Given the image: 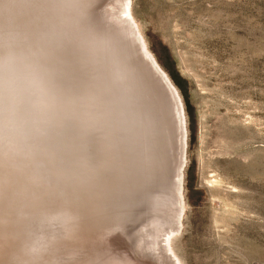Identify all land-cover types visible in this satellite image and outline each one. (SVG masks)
<instances>
[{
	"label": "rangeland",
	"instance_id": "obj_1",
	"mask_svg": "<svg viewBox=\"0 0 264 264\" xmlns=\"http://www.w3.org/2000/svg\"><path fill=\"white\" fill-rule=\"evenodd\" d=\"M45 1L58 13L50 27L42 25L49 50L37 87L57 95L55 114L36 127L31 113L11 130L13 115L0 107V264H264V0H130L131 16L186 119L184 212L165 252L153 250L149 223L152 195L169 187L171 171L154 176L150 166H136L131 133L129 144L118 112L108 121L110 101L87 82L96 63L73 31L85 22L88 35L99 33L111 0H97L92 11ZM13 13L0 23L2 71H12L6 60L11 64L20 51L17 37L5 32L21 27ZM18 100L28 109L24 97ZM109 146L125 157L119 150L111 157ZM129 191L132 200L125 198Z\"/></svg>",
	"mask_w": 264,
	"mask_h": 264
},
{
	"label": "bare ground",
	"instance_id": "obj_2",
	"mask_svg": "<svg viewBox=\"0 0 264 264\" xmlns=\"http://www.w3.org/2000/svg\"><path fill=\"white\" fill-rule=\"evenodd\" d=\"M96 1L67 0L71 5L73 3L82 5V8L88 9V11L94 10L92 6ZM49 4L45 0H0V23L8 22L12 18L11 14L13 12L15 13V19L21 23V27L19 26L20 29H8L5 31L7 33V39L15 36L17 37L16 42L20 45L18 46L20 51H17L15 56H13L14 58L11 64L8 59L6 60L9 62L8 65L12 71H7L6 69L4 73L2 71L3 69L0 68V107H4L2 114L6 110H10L13 115V117H10L11 120H8V126H10L9 128L11 130L14 126L22 125L23 121L27 124L29 122L28 117L31 113L35 114L36 118H38L35 120L31 118L29 124L31 126L36 125V127L40 122L50 121V118L55 114L54 99L57 95H45V90L37 87V83L42 82L43 76L45 75L46 68L42 62L46 59V49L49 46V40H46L44 33L42 34L41 30L44 28L42 25L46 24V27H50V22H54V12L56 11L58 13L57 10L53 12L56 6ZM108 6V9H103L105 10L103 15L104 20L99 33H90L92 36L90 34L88 35L84 26L85 22L78 26L77 24H73L75 26L72 29L75 34H82L86 42V44L84 42V47L87 49L85 50L86 52L89 50L87 53L92 54L90 57L92 65L94 61L96 63H94V67L91 65L96 71L93 74H89L91 75V79L90 81H86L91 83V88H94L95 91L103 93V98H107L110 101L109 104L111 107L108 106V108L104 104L101 105V101H99L101 98L99 99L98 96L96 100L98 101L97 104L101 105V107L108 108L111 114L108 117L109 122L110 119L114 120L113 118L117 116V112L118 115L120 114L119 117L121 120L119 126L121 127V133L129 144L130 139L128 137L131 133L130 148H134L132 153L136 149L139 152V157L136 159L138 164L136 166L140 163H142L141 166H144L145 169H148L150 166V170L154 176H160L162 174L166 177V174L171 171V184H168L169 187L167 186L164 190L161 189L162 192L156 196L152 195V198L155 197L151 201H154V213L149 223V226L155 231V239H157L156 243L153 242V250L158 252L159 249H163L164 251L168 248L170 237L178 231L184 212L182 169L186 161V130L182 101L176 88L148 51L138 26L131 16L130 0H111ZM70 12H67V14ZM46 15L48 17L47 19ZM76 15H78V12L74 16ZM82 27L84 30H82ZM32 30H34L32 32L33 47L27 48L32 46L29 37V32ZM1 31L0 28V35L2 33ZM24 38L25 41L27 39L30 42L25 44V41H23ZM88 54H86L87 57ZM1 66L5 65L2 64ZM18 97L19 99L20 97H24L28 101V109L24 108L22 110ZM119 109L122 111L121 113ZM149 112L151 113L148 114ZM95 115L97 116V114ZM105 124L107 123L105 122ZM109 127L115 130L111 125ZM97 128L96 130L99 131L100 128ZM47 134L48 132L42 135L46 137ZM104 137L107 141L106 135ZM117 150L119 149L109 146L111 157L116 155ZM138 152L136 156H138ZM129 153L130 151L126 153L128 157ZM121 156L125 157L123 154ZM41 163L44 162L41 161ZM14 164L12 162L10 167L14 168V172H18L14 175V178L19 182L21 179L17 159ZM50 165L52 164L50 163ZM116 170L118 169L116 168ZM171 218L173 222L168 224Z\"/></svg>",
	"mask_w": 264,
	"mask_h": 264
},
{
	"label": "water",
	"instance_id": "obj_3",
	"mask_svg": "<svg viewBox=\"0 0 264 264\" xmlns=\"http://www.w3.org/2000/svg\"><path fill=\"white\" fill-rule=\"evenodd\" d=\"M147 47V46H146ZM169 79V78H168ZM171 82V81H170ZM181 99V98H180ZM182 110H183V114H184V108H183V104H182ZM184 120H185V130H186V119H185V114H184ZM186 139H187V130H186ZM165 141V140H164ZM184 169V168H183ZM182 169V170H183ZM131 196H132V193L129 191L128 193H127V196L125 197V198H128V199H131ZM132 200V199H131ZM127 212L128 213H125V214H127V215H129V216H132L131 214H133L134 213V211H135V205H134V201H132V205H129L127 208Z\"/></svg>",
	"mask_w": 264,
	"mask_h": 264
},
{
	"label": "clouds",
	"instance_id": "obj_4",
	"mask_svg": "<svg viewBox=\"0 0 264 264\" xmlns=\"http://www.w3.org/2000/svg\"><path fill=\"white\" fill-rule=\"evenodd\" d=\"M15 13H13V15H14Z\"/></svg>",
	"mask_w": 264,
	"mask_h": 264
}]
</instances>
